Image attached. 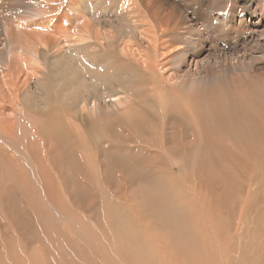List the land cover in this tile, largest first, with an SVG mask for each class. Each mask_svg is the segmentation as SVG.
<instances>
[{"label": "rangeland", "instance_id": "1", "mask_svg": "<svg viewBox=\"0 0 264 264\" xmlns=\"http://www.w3.org/2000/svg\"><path fill=\"white\" fill-rule=\"evenodd\" d=\"M50 2L41 27L54 42L37 47L46 68L11 85L24 113L8 86L0 101L14 138L0 142V264H264V25H249L263 20L264 0ZM19 3L0 0V17ZM142 30L164 42L152 50ZM181 50L186 61L174 60ZM140 54L163 61L165 76L208 57L196 73L209 79L193 90L146 72L154 85L147 77L137 98L99 115L63 100L76 77L118 88L112 77L142 71ZM159 87L164 95L150 90ZM42 110L63 113L65 130L45 135ZM30 123L44 137L27 157Z\"/></svg>", "mask_w": 264, "mask_h": 264}, {"label": "bare ground", "instance_id": "2", "mask_svg": "<svg viewBox=\"0 0 264 264\" xmlns=\"http://www.w3.org/2000/svg\"><path fill=\"white\" fill-rule=\"evenodd\" d=\"M16 3H19L18 5H10L6 8H3L4 11H3V15L1 14V17H0V101L2 98H5V92H7L8 90L5 91V87H9L10 91H12V93L8 96H10L12 99H11V105L16 109L15 111L20 113V111H23V106L22 104L19 103V101L17 100L18 97H17V94L15 95L14 92H13V87L11 85H13L14 83L17 85V83L15 81H17V79H19L20 77V74H26L27 72H29L30 70L32 71L34 66H39L38 68H44L43 67V60H42V63H40L41 65H38L39 64V50L37 49V47L39 46V44H43V45H48L50 44L51 42H54L53 41V38L50 37L49 34L45 33V30L43 31L44 28H46L45 26L41 27L44 23V13L47 12L49 9H50V0L46 1V0H15ZM128 1V0H127ZM131 2V1H130ZM127 3V2H126ZM147 5V4H146ZM146 7V6H145ZM5 9H7V12L5 13ZM128 9V8H127ZM154 9V8H153ZM130 10V9H129ZM128 10V11H129ZM147 10V9H146ZM136 11V10H135ZM128 13V12H127ZM130 13V12H129ZM128 13V14H129ZM129 17V15H128ZM42 18V19H40ZM248 23V22H247ZM87 25V23H85ZM246 24V23H245ZM135 25V24H134ZM157 25V24H156ZM249 25L250 27H260L262 25H264V18L263 20L262 19H259V18H256L254 20L249 19ZM55 26V25H54ZM162 27V26H160ZM166 27V26H165ZM88 28V27H87ZM168 28V27H167ZM201 28V27H200ZM206 28V27H205ZM97 29V28H96ZM95 29V30H96ZM134 29H136V27H134ZM166 29V28H165ZM196 30V29H195ZM204 30V29H203ZM256 30V29H254ZM263 30V28H262ZM122 31H125V30H122ZM164 30H160V34L163 33ZM49 32V31H48ZM166 32V31H165ZM168 32V30H167ZM200 32V31H199ZM127 33L126 31L123 32V34ZM142 33L144 36L147 37L148 39V42L149 44L153 47L152 50H157L159 47V43H163L164 41L161 39L160 36H158L157 38L154 36V35H149L147 32L143 31L142 30ZM129 34V33H127ZM199 34V33H198ZM263 34V33H262ZM94 37H98L100 34H99V31H94L93 33ZM104 36V35H103ZM162 36V35H161ZM262 36V35H261ZM66 37V36H65ZM122 37V36H121ZM80 39L78 40H86L87 37L82 35L81 37H79ZM67 39V38H65ZM98 39V38H97ZM96 39V40H97ZM68 40V39H67ZM64 41V40H63ZM124 43H125V40H123ZM70 42V41H69ZM80 42V41H79ZM87 42V41H86ZM85 42V43H86ZM123 43V46L122 48H124L125 46H127L128 44H124ZM128 43V42H127ZM88 44V43H87ZM56 45V44H55ZM90 45V44H89ZM46 46L44 48H46ZM49 46V45H48ZM41 46H39V49H40ZM59 47V46H58ZM39 52V53H38ZM188 51L187 50H181V52H178V55L176 57H173V51L170 52V53H166L168 55H172V57L174 58V60H185L186 57H185V54L187 53ZM180 54V55H179ZM167 56V55H166ZM164 55V57H166ZM140 57H141V68L140 70L142 71H139L138 69L136 68H131V73H129V77L126 78V80L124 81H119L120 79H117L116 76H113L112 79L116 81V83H118V88H115V86H110V83L111 82L110 80H108L109 82L107 83L105 80L106 78L104 77L103 79H100L97 83H90V86H87V85H84V84H81L80 83V79L81 78H77L75 79V81L72 83V85H78V87L76 88L77 91L80 90L79 93H76L75 90L71 93L70 91V94H68V90L69 89H73L72 88V85L71 86H62L63 87V93H64V101L66 104H68L69 102H71L73 100V98H76V104H77V108L80 112H83L84 110L88 109L90 111V114L91 113H97V115H99V112L101 113L102 111H104L105 109L107 110L108 109V103L112 106V105H121L124 103V101H128V99L130 100L131 98L130 97H134L137 98V93L141 92L142 91V88H144L145 84H146V89H148L149 87L147 86V82L145 81H148L147 80V73L146 72H155L157 70V73L158 75L162 76V74H166L164 73L163 71V68L166 67V66H163L164 63L162 61V64L161 62L158 60V62H160V64H156L154 62H150V58L147 56V55H143V54H140ZM169 59V57H167ZM227 58V57H226ZM41 59V58H40ZM215 59L217 60L218 58L215 57ZM55 60V59H54ZM170 60V59H169ZM169 60H166L165 58V61H169ZM173 60V59H172ZM209 58L208 57H200L199 54H196V55H190L189 56V60H188V66L187 67H183L182 68V65L179 66L180 68L175 71L171 74L167 73V75L165 76V82H168L170 81V83L173 82L175 84H177L178 87L185 85L184 87L185 88H191L193 83H196L197 81V84L199 85L200 83L199 82H204V81H207L209 78L207 76H209L208 74H204V75H200L198 73H196L199 65L201 64H204V65H209ZM41 61V60H40ZM67 61V59H66ZM186 61V60H185ZM68 62V61H67ZM180 62V61H179ZM185 63V62H184ZM63 64V63H62ZM181 64V63H180ZM44 65H46L44 63ZM52 64H50L51 66ZM166 65V63H165ZM186 65V64H185ZM184 65V66H185ZM49 66V65H48ZM159 66V67H158ZM35 67V68H37ZM158 67V68H157ZM204 67V66H203ZM46 68V67H45ZM44 68V69H45ZM48 68V67H47ZM52 67H50L48 70L49 73L48 75H50L52 73V70H51ZM67 68V67H66ZM70 68V67H69ZM167 69V68H165ZM164 69V70H165ZM37 70V69H36ZM43 70V69H42ZM168 70H170L168 68ZM29 74H35L36 72H31ZM167 71V70H166ZM165 71V72H166ZM40 72V71H39ZM42 72V71H41ZM45 72V70H44ZM170 72V71H168ZM198 72V71H197ZM53 74V73H52ZM51 74V75H52ZM79 74V72L77 73ZM126 74V73H125ZM153 74V73H152ZM180 75L179 77L176 76V75ZM36 75V74H35ZM121 75V74H120ZM134 75H136L134 77ZM22 76V75H21ZM26 76V75H25ZM31 75H29L30 77ZM80 76V75H79ZM43 77V76H42ZM49 77V76H48ZM53 79H54V75L52 76ZM176 77V78H175ZM203 77V78H202ZM27 78V77H26ZM25 78V79H26ZM31 78V77H30ZM74 78V77H73ZM149 78V77H148ZM175 78V80H174ZM29 79V78H28ZM30 80V79H29ZM39 80V79H38ZM122 80V79H121ZM150 80V84L149 85H154V82L149 78ZM25 81V80H24ZM43 81V80H42ZM46 81V80H45ZM40 82V81H39ZM114 82V81H113ZM180 85H178L179 83ZM174 83L170 84L169 86L173 85ZM160 87H163L160 85ZM151 88L150 90H154L156 93L157 92H165L166 91V88ZM170 89H172V87H169ZM193 88H196L194 87L193 85ZM191 88V89H193ZM168 89V88H167ZM197 89V88H196ZM29 90V89H28ZM169 90V89H168ZM194 90V89H193ZM36 92V91H35ZM147 92H149V90H147ZM5 93V94H4ZM152 93V92H151ZM167 93V92H166ZM8 94V92H7ZM29 93H27L28 95ZM146 94V93H145ZM147 95V94H146ZM164 95V93H163ZM166 95V94H165ZM69 96H73L72 99L69 98ZM144 96V95H143ZM14 97V98H13ZM166 97V96H165ZM167 98V97H166ZM134 99H132V101H134ZM176 99V98H175ZM150 100V98H149ZM178 99L175 100V102L177 103H180L179 101H177ZM43 101V100H42ZM40 102L41 103V107L43 106L42 103L43 102ZM136 101V100H135ZM131 102V101H130ZM129 102V103H130ZM10 103V102H9ZM127 103V104H129ZM133 103V102H132ZM184 103V102H183ZM194 103V102H193ZM134 104H136L134 102ZM133 104V105H134ZM132 105V106H133ZM142 105V104H141ZM180 105H182V102L180 103ZM11 106V107H12ZM46 106L45 102H44V107ZM103 106H105V109L103 110ZM132 106H130L132 108ZM143 106V105H142ZM183 106V105H182ZM185 106V104H184ZM37 107V106H36ZM181 107V106H180ZM2 108L3 106L0 104V142L1 143H5V136L8 135V138H11L14 139L11 135L7 134V129L9 130H12V125H9L7 124L9 120H11L10 118H8V114L5 115L3 113H1L2 111ZM53 108V107H51ZM127 108V107H126ZM126 108L123 110V112H125ZM135 108V107H134ZM145 108V107H144ZM183 108V107H181ZM186 108V107H185ZM35 109V108H34ZM148 109V108H147ZM173 109V108H172ZM46 110V109H45ZM130 110V109H128ZM136 110V109H134ZM145 110V109H144ZM187 110V108H186ZM25 111V109H24ZM23 111V113H24ZM53 111H54V108H53ZM62 111V110H61ZM146 112L148 110H145ZM183 111V110H182ZM14 112V110H13ZM49 112H52V110ZM79 112V113H80ZM9 113V112H8ZM22 113V112H21ZM44 113H46V111L43 112L42 110V113H39V117L43 118L44 116V120L45 122H47V120L49 119L50 122L46 123L44 125L43 128V131H47L45 132V135L46 133L49 134L48 131H51L50 132V136L52 135V131H54V127L56 125H60V127L64 128L65 130V127L63 126V113L62 116L60 114L61 117H63L61 119V117L58 119L55 117H53V114H52V117L51 116H48L47 114L45 115ZM68 113V112H67ZM131 113V112H129ZM148 113V112H147ZM14 114V113H12ZM17 114V113H16ZM57 114V113H55ZM82 114V113H81ZM134 114V113H132ZM144 114H146L144 112ZM171 114V113H170ZM192 114V113H190ZM15 115V114H14ZM24 114L20 115V116H23ZM32 115V114H31ZM51 115V114H50ZM97 115H93V116H97ZM147 115V114H146ZM145 115V116H146ZM28 116V115H27ZM33 116V115H32ZM92 116V115H91ZM173 120H176V115L174 113H172L170 115ZM186 116V115H185ZM13 117V116H12ZM178 117V115H177ZM188 117V115H187ZM187 117H182L183 120ZM196 117V115L193 113L191 115V118L193 119V127L196 128L197 126H195L196 123H198V121L194 120V118ZM198 117V116H197ZM15 118V116L13 117ZM30 119V118H29ZM62 121H61V120ZM69 119V118H68ZM67 119V120H68ZM196 119V118H195ZM38 120V119H36ZM66 120V121H67ZM17 121V118L15 119V122ZM27 121V120H26ZM25 121V122H26ZM65 121V120H64ZM70 121V120H69ZM93 121V120H92ZM185 121V120H184ZM187 121V120H186ZM192 121V120H191ZM14 122V120L12 121ZM20 122V121H19ZM23 122V124L25 123ZM40 122V121H39ZM38 122V123H39ZM172 122V121H171ZM183 122V121H182ZM17 123V122H16ZM37 123V124H38ZM44 123V121H43ZM42 123V124H43ZM68 123V122H67ZM73 123V121H72ZM84 123V122H83ZM174 123V122H172ZM7 124V125H6ZM12 124V123H11ZM21 124V122H20ZM32 123L28 124V135H29V138L28 140L26 141V144H28L27 148L28 149V153H27V157L30 155V154H38V150L36 148H34L33 146V140H38L39 137H41V139L44 137L43 134L41 133V129L39 130L40 131V134L38 132V127H36L35 125H31ZM70 124V123H69ZM188 124V123H187ZM26 125L27 124H24L25 128H26ZM197 125V124H196ZM15 126H18V125H15ZM14 126V127H15ZM23 126V127H24ZM39 126V125H38ZM173 126V125H172ZM41 127V126H39ZM19 128V126H18ZM22 129V128H21ZM24 129V128H23ZM20 130V128H19ZM37 130V131H36ZM14 131V130H13ZM17 131V130H16ZM11 132V131H10ZM15 132V131H14ZM19 133L21 132L18 131ZM37 132V133H36ZM69 132V131H68ZM12 133V132H11ZM13 134V133H12ZM17 134V133H16ZM15 135V134H14ZM42 135V136H40ZM198 135V134H197ZM21 136V135H20ZM39 136V137H38ZM69 136V135H67ZM18 137V135H17ZM47 137V136H46ZM189 137V135H188ZM6 138V139H8ZM196 138V137H195ZM22 139V138H21ZM26 139V138H25ZM25 139H23L25 141ZM33 139V140H32ZM40 138L39 140L42 141ZM193 139V138H192ZM44 140V139H43ZM35 142V141H34ZM44 142V141H43ZM14 143V142H13ZM37 143V142H36ZM35 143V144H36ZM39 143V142H38ZM44 144V143H43ZM56 144V143H55ZM39 145H41V143H39ZM37 144V146H39ZM47 145V144H46ZM102 145V144H101ZM5 146V145H4ZM48 146V145H47ZM2 147V146H0ZM54 147V146H53ZM5 148V147H4ZM2 148V149H4ZM48 149V148H47ZM60 149V148H59ZM36 151V152H35ZM41 156V154H40ZM43 156V155H42ZM31 158V157H30ZM42 158V157H41ZM32 159V158H31ZM28 160V159H27ZM33 160V159H32ZM41 160V159H40ZM5 162V152L4 151H0V162ZM37 161V160H36ZM30 162V161H29ZM33 162V161H32ZM38 163V162H37ZM32 164V163H31ZM50 164V163H49ZM2 165V164H1ZM0 165V169L4 168ZM38 165V164H37ZM47 165V164H46ZM32 168H33V165H31ZM39 166V165H38ZM46 167V166H45ZM44 167V168H45ZM40 168V167H39ZM39 170V169H37ZM44 170V169H43ZM42 170V171H43ZM48 174V172H47ZM41 176V175H40ZM1 177V176H0ZM1 179V178H0ZM44 186V185H42ZM27 193V192H25ZM264 216V215H263ZM169 254V253H168Z\"/></svg>", "mask_w": 264, "mask_h": 264}]
</instances>
